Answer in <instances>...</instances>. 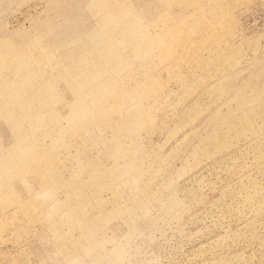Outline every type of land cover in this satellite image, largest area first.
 <instances>
[{
	"label": "rangeland",
	"instance_id": "374dc122",
	"mask_svg": "<svg viewBox=\"0 0 264 264\" xmlns=\"http://www.w3.org/2000/svg\"><path fill=\"white\" fill-rule=\"evenodd\" d=\"M0 264H264V0H0Z\"/></svg>",
	"mask_w": 264,
	"mask_h": 264
}]
</instances>
